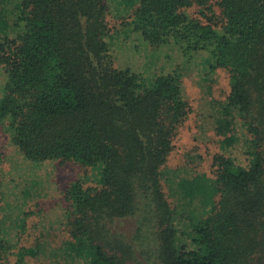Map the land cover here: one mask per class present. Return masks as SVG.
Listing matches in <instances>:
<instances>
[{"label": "trees", "instance_id": "obj_1", "mask_svg": "<svg viewBox=\"0 0 264 264\" xmlns=\"http://www.w3.org/2000/svg\"><path fill=\"white\" fill-rule=\"evenodd\" d=\"M128 2L118 15L108 0H0V128L25 160L82 170L61 192L68 239L56 249L39 229L21 246L25 214L12 221L0 194V264H264V0ZM113 18L227 77L211 131L245 164L217 153L208 179L181 171L191 161L166 169L191 113L182 75L118 69ZM196 86L213 98L214 85ZM3 161L0 146V190Z\"/></svg>", "mask_w": 264, "mask_h": 264}, {"label": "rangeland", "instance_id": "obj_2", "mask_svg": "<svg viewBox=\"0 0 264 264\" xmlns=\"http://www.w3.org/2000/svg\"><path fill=\"white\" fill-rule=\"evenodd\" d=\"M109 7L118 15H123L129 8V2L123 0H108ZM111 2V4H110ZM218 13V11L216 10ZM109 24L118 26L112 29L105 41L113 54L118 69H128L146 79L167 75L177 71L182 75V88L191 105V113L187 120L178 128L173 142L174 149L167 159L166 169H176L194 166L195 170H181L187 174H197L206 179L212 176L211 160L217 153L226 154L245 164L244 155L240 148L222 150L218 138L211 131L216 114L215 101H223L228 92L227 77L216 70L204 76L208 66L205 55L201 53H184L182 49L169 42L159 47H151L142 38L140 33L133 32L129 24L118 25L116 19H108ZM204 76V77H203ZM6 81L5 73L0 67V99ZM209 83L213 86V98H208L205 92L196 86ZM198 85V84H197ZM214 99L212 102L211 100ZM0 146L4 154L2 165L1 190L3 210L13 221L25 214L23 220L26 232L21 237V246L29 248L36 245L39 230L45 234L44 243L54 249L68 239V234L62 228V200L61 192L68 181L75 179L82 172L79 166L71 163L58 165L54 161L34 163L25 160L21 152L11 142V137L0 128ZM247 160V159H246ZM202 180H204L202 178ZM36 184L38 194L36 198L29 197L35 194L31 187ZM34 188V187H33ZM130 220L117 221L118 231L129 233L132 230ZM39 229V230H38ZM47 239V240H46ZM47 262L30 261V264Z\"/></svg>", "mask_w": 264, "mask_h": 264}]
</instances>
